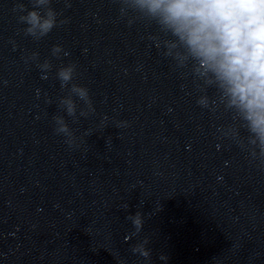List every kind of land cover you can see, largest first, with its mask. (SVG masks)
<instances>
[{
  "label": "clouds",
  "instance_id": "9594fccd",
  "mask_svg": "<svg viewBox=\"0 0 264 264\" xmlns=\"http://www.w3.org/2000/svg\"><path fill=\"white\" fill-rule=\"evenodd\" d=\"M32 10L17 3L18 21L27 25L26 35L39 40L58 26V13L51 0H31ZM121 15L129 12L154 21L169 38L163 41L164 55L171 57L180 68H189L204 88L216 90L210 99L201 95L197 103L202 107L222 105L246 129L247 147L254 158L264 160V0H120ZM66 6L67 0H66ZM26 13V14H25ZM131 22V21H130ZM62 48L52 49L58 55ZM37 54L33 53V57ZM67 55V53H65ZM40 67L50 69L45 61ZM75 66L60 67L57 78L61 87L69 85ZM46 78V77H45ZM73 94L83 100L88 109L91 103L88 90L71 84L69 95L60 100L69 116L76 113ZM81 115H87L81 111ZM56 132L69 137L72 133L62 117H56ZM232 135L236 132L233 129ZM129 219L136 230L143 228L140 212ZM135 235V233H134ZM148 240L136 244L133 253L150 258ZM167 261L166 255L160 256Z\"/></svg>",
  "mask_w": 264,
  "mask_h": 264
}]
</instances>
